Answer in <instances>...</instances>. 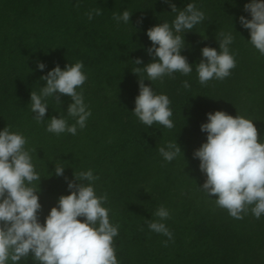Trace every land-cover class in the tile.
<instances>
[{"label":"trees","instance_id":"trees-1","mask_svg":"<svg viewBox=\"0 0 264 264\" xmlns=\"http://www.w3.org/2000/svg\"><path fill=\"white\" fill-rule=\"evenodd\" d=\"M171 2L178 10L195 4L205 20L184 34L187 46L181 54L193 71L165 76L163 82L144 81L156 94L169 97L174 123L169 130L159 124L148 128L132 112L138 80L147 75L141 71L138 77L131 70L153 59L146 51L151 47L147 30L163 22L171 25L177 15L164 0H0V131L9 126L27 139L25 147L41 177L33 185L39 190L42 224L58 198L70 194L65 177L72 180L74 172L89 169L99 177L91 183L98 196L107 194L103 206L109 209L110 222L119 225L114 237L119 264H264V215L256 219L249 210L237 220L219 208L215 197L200 188L206 176L193 158L206 142L200 126L207 122V113L217 110L252 120L264 142V55L251 45L249 31L239 22L250 0ZM95 8L102 14H93L89 21L86 13ZM124 10L132 13L130 22L117 23L113 13ZM221 32L234 38L229 50L236 67L224 80L202 86L195 71L201 49L219 51ZM137 58L143 63L135 65ZM77 61L87 74L77 91H83L92 115L85 128L77 126L76 135L49 133L52 116L75 123L67 117L73 101L65 95L58 105L49 98L45 120L37 123L30 93L40 92L46 83L40 77L57 64L63 70ZM38 62L46 65L43 71ZM169 142L182 150L171 162L158 151ZM56 165L65 167L63 176L55 175ZM161 205L170 213L161 222L173 233L171 240L147 227L146 220H159L154 213ZM19 264L36 262L29 256Z\"/></svg>","mask_w":264,"mask_h":264},{"label":"clouds","instance_id":"clouds-1","mask_svg":"<svg viewBox=\"0 0 264 264\" xmlns=\"http://www.w3.org/2000/svg\"><path fill=\"white\" fill-rule=\"evenodd\" d=\"M164 3L177 15L171 25L163 22L147 30L151 47L146 51L153 59L144 67L131 70L138 77L141 71L147 75V79L138 80L139 94L132 112L148 128L159 124L171 130L174 123L169 97L156 94L144 81L163 82L165 76L175 78L173 74L177 72L188 76L193 71L192 64L181 54L187 46L184 34L203 22L205 14L193 3H188L183 10H178L171 0ZM244 11L251 18L240 16L239 22L249 31L251 45L264 55V0H250L244 5ZM93 14L101 15L102 9L86 13L89 21L94 18ZM131 15L124 10L120 15L113 13V19L127 24ZM219 36L216 39L219 51L210 46L201 49L202 59L195 71L202 86L213 79L224 80L236 67L234 54L229 50L234 39L232 34L221 32ZM133 63L140 65L143 61L137 58ZM37 67L43 71L46 65L38 62ZM83 69L82 61L66 64L63 70L57 64L40 77L46 82L40 92L31 91L30 109L37 123L45 120L49 98L58 105L65 95L73 101L68 105L67 117L74 118L75 123L69 125L65 116H52L47 132L76 135L77 126L86 127L92 113L84 103L83 91H77L87 80ZM183 87L190 88L187 80L183 81ZM200 130L207 133L206 142L193 153L206 176L200 188L215 197L216 205L227 210L232 218L243 219L250 210L260 219L264 215V142L260 141L253 121L217 110L207 113V122L201 124ZM26 144V137L10 131L9 126L0 131V264H8L9 260L19 264L29 256L36 264H119L114 247L119 225L110 222L109 209L103 206L108 201L107 194L98 196L91 183L99 177L91 169L74 172L72 180L65 177L70 194L58 198L42 224L39 190L33 185L41 177L35 171ZM166 148L160 147L158 151L167 162L182 153L177 142H169ZM64 170L65 167L56 165L55 175L63 176ZM83 181L89 183L86 185ZM154 215L159 220H146L148 229L171 240L173 233L161 222L170 218L169 211L161 205Z\"/></svg>","mask_w":264,"mask_h":264},{"label":"rangeland","instance_id":"rangeland-1","mask_svg":"<svg viewBox=\"0 0 264 264\" xmlns=\"http://www.w3.org/2000/svg\"><path fill=\"white\" fill-rule=\"evenodd\" d=\"M241 16H244L245 18H248V19H250L251 17H250V14L249 13H247V12H245L244 11V9H242V11H241Z\"/></svg>","mask_w":264,"mask_h":264}]
</instances>
